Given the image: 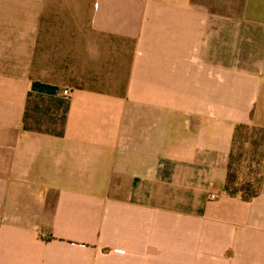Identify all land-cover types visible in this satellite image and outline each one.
<instances>
[{"label": "crops", "instance_id": "obj_1", "mask_svg": "<svg viewBox=\"0 0 264 264\" xmlns=\"http://www.w3.org/2000/svg\"><path fill=\"white\" fill-rule=\"evenodd\" d=\"M239 124L264 0H0V264H264Z\"/></svg>", "mask_w": 264, "mask_h": 264}, {"label": "trees", "instance_id": "obj_2", "mask_svg": "<svg viewBox=\"0 0 264 264\" xmlns=\"http://www.w3.org/2000/svg\"><path fill=\"white\" fill-rule=\"evenodd\" d=\"M264 182V129L239 124L234 128L224 193L249 203L257 198ZM49 237L46 241L52 240Z\"/></svg>", "mask_w": 264, "mask_h": 264}, {"label": "built area", "instance_id": "obj_3", "mask_svg": "<svg viewBox=\"0 0 264 264\" xmlns=\"http://www.w3.org/2000/svg\"><path fill=\"white\" fill-rule=\"evenodd\" d=\"M64 94H65V96H68L69 92L65 91ZM219 199H220V196L218 194H211L210 195V200H212V201H217Z\"/></svg>", "mask_w": 264, "mask_h": 264}]
</instances>
